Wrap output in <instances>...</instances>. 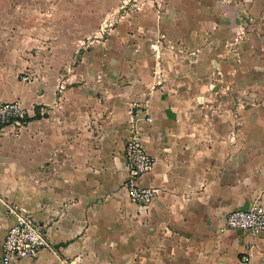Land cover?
Wrapping results in <instances>:
<instances>
[{"label": "crops", "instance_id": "0c3cea01", "mask_svg": "<svg viewBox=\"0 0 264 264\" xmlns=\"http://www.w3.org/2000/svg\"><path fill=\"white\" fill-rule=\"evenodd\" d=\"M52 1L0 0V102L27 111L18 134L0 130V264L10 210L29 214L51 249L8 264H264V233L220 232L231 211L264 210V128L213 124L211 108L228 87L243 99L244 67L264 70V0H161L188 7L183 43L194 57L178 68L184 77L154 78L151 64L100 74L117 69L110 62L57 76L54 41L40 75L36 38L66 30L37 18L73 5ZM133 133L154 162L140 179L154 191L147 208L122 189Z\"/></svg>", "mask_w": 264, "mask_h": 264}, {"label": "rangeland", "instance_id": "374dc122", "mask_svg": "<svg viewBox=\"0 0 264 264\" xmlns=\"http://www.w3.org/2000/svg\"><path fill=\"white\" fill-rule=\"evenodd\" d=\"M69 1L73 5L67 6L70 10L65 17L50 21L49 13L42 12L37 18L36 24L41 29L46 26L57 29L60 26L63 31L66 30L63 32L65 37L36 38V51L41 52L37 60L40 75L44 72V52L49 51L46 47L54 41L57 44L52 72L57 76L83 78L90 72L92 64L108 62L116 63L117 69H100L99 73H114L115 78H123L125 72L139 75L147 64H151L148 70H151L153 78L164 74L185 76L182 72L187 71L178 68H186L189 58L194 57L187 53L188 47L183 43L188 31L187 6H167L161 0ZM51 7L48 9H53ZM177 13L183 15V20L174 21L173 14ZM123 64H131V69L123 70ZM243 73L242 100L231 87L226 90L227 95L220 99L213 95V124L264 128V70L244 67ZM200 104H203L202 101Z\"/></svg>", "mask_w": 264, "mask_h": 264}, {"label": "built area", "instance_id": "2783aa9c", "mask_svg": "<svg viewBox=\"0 0 264 264\" xmlns=\"http://www.w3.org/2000/svg\"><path fill=\"white\" fill-rule=\"evenodd\" d=\"M27 80V78H24ZM27 111L20 101L0 102V130L11 126L12 133L18 132L25 125ZM124 164L126 178L122 189L130 203L147 208L153 198L154 191L140 186V179L152 171L153 159L149 156L136 133H133L125 143ZM15 215L13 224L8 228L1 246L2 264L18 262L22 259L34 260L46 249H51L45 232L34 223L27 213L9 211ZM237 230L258 237L264 233V210L254 206L247 210H235L227 214L221 233ZM249 262V256L241 258ZM68 264H78L69 262Z\"/></svg>", "mask_w": 264, "mask_h": 264}]
</instances>
